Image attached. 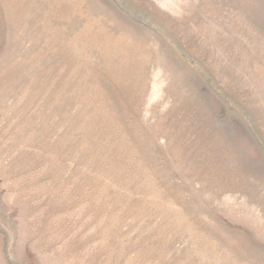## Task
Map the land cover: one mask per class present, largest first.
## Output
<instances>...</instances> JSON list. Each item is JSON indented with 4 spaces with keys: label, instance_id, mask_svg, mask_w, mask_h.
<instances>
[{
    "label": "rangeland",
    "instance_id": "1",
    "mask_svg": "<svg viewBox=\"0 0 264 264\" xmlns=\"http://www.w3.org/2000/svg\"><path fill=\"white\" fill-rule=\"evenodd\" d=\"M0 264H264V0H0Z\"/></svg>",
    "mask_w": 264,
    "mask_h": 264
}]
</instances>
